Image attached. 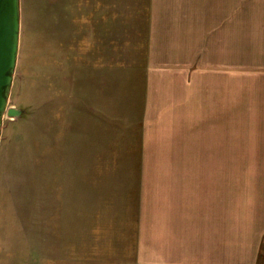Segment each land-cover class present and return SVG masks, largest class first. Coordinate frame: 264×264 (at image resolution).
I'll list each match as a JSON object with an SVG mask.
<instances>
[{
	"label": "rangeland",
	"instance_id": "obj_1",
	"mask_svg": "<svg viewBox=\"0 0 264 264\" xmlns=\"http://www.w3.org/2000/svg\"><path fill=\"white\" fill-rule=\"evenodd\" d=\"M105 18L109 72L99 73L109 74V120L119 126H109V193L97 189L101 174L89 166L97 140L92 132L99 137L104 128L89 125L96 112L87 80L88 51L96 44L91 30L104 29ZM143 74L149 98L156 88L152 97L167 88L182 92L186 79L188 110H175L174 103L176 120L162 132L170 139H147L139 152L132 130L120 138L140 120ZM122 93L130 96L115 108L111 95L120 100ZM8 107L25 113L5 116L2 124L0 264H171L178 243L170 215L146 207L143 223L138 207L130 211L140 176L151 186L156 175L177 172L203 185L224 184L232 249L226 264H264V0H20ZM168 111H149L146 121L157 123ZM146 125L149 138L157 124ZM142 159L143 167L132 166ZM170 159L188 166H158ZM255 227L263 230L254 235L260 237L257 255L236 242ZM196 228L189 243L200 246Z\"/></svg>",
	"mask_w": 264,
	"mask_h": 264
},
{
	"label": "crops",
	"instance_id": "obj_2",
	"mask_svg": "<svg viewBox=\"0 0 264 264\" xmlns=\"http://www.w3.org/2000/svg\"><path fill=\"white\" fill-rule=\"evenodd\" d=\"M91 32V35H94L92 39L96 40V44L90 48V51H88V53L93 54V58L91 60L92 63L90 64L92 67H89L92 72L90 74V78L87 80L88 88L91 90L93 95L92 98H94L93 100L95 103V106H92V108L96 113H93L95 118L91 117L89 119V125L91 122L92 126L98 124V127L104 128V132H101L99 137H97L98 134L96 132H92V135H95L97 140L95 143H92L89 149L92 152L91 156H93L89 166L92 167L95 172L101 174L100 177L95 178L97 189L101 190V192L109 193V126L116 129L119 126L116 124V122L109 120V92L112 93L109 91V74L99 73L100 71L109 72V23L107 18H105L104 29L95 26ZM101 58L105 59V63L101 62ZM142 70L144 71L145 68L143 67ZM138 72H140V69L137 70V74ZM138 84V87L141 88V91H139V94L136 98L139 104L138 114L141 121L139 120L138 122H131L126 129L128 130L127 134L124 135L123 139L120 138V140H123L124 142V138L128 136L130 130H132V134L129 135L132 138L130 141L133 142L134 145L139 146L137 151L145 152L148 140L156 143H165L166 140L170 139V132L167 134H162V132L166 131L170 127L171 122L176 120V118L171 117V112L174 111V103L178 104L176 106L180 107L175 108V110H182V113H187V92L189 90V84L187 80L184 79L183 84L181 83L182 92H176L173 90V92H176V94H174L176 96L171 94L167 88L161 90V93L157 97H152V92L155 93L157 88L151 89V98L147 96L149 95L150 91H148V93L146 92V85L149 87V89L150 86L147 84L144 74L142 75V79H140ZM160 88H166V86ZM122 95L123 96L119 98L120 100H115V96L111 95L112 102L115 103V108L116 106L121 108L123 105L121 100L124 99L127 102L126 99L130 96L129 94L124 93H122ZM146 96L149 100H147ZM100 105H105V107ZM160 106H162V108ZM100 108L106 109L104 113L102 112L103 115L97 112L99 110L103 111ZM148 110L151 111V114H155L156 112L159 113L161 111L167 112L169 110V117L167 116L168 118H166L165 116L157 123V120L153 121V123H150V121H146V117L150 115ZM123 119L126 121L125 118ZM146 122L150 126H155V124H157L156 132L151 134L149 138L146 136V132H144V126H147ZM185 123L187 125V121ZM177 124L179 126L174 127V129H179L181 126V123ZM137 127H141L142 130L136 131L135 129ZM123 130V132H126L125 129ZM175 136L176 138L178 137V135ZM116 150L119 151V148ZM137 151L134 152L136 153ZM173 151L179 152V149L174 148ZM134 154L131 155L132 158L134 157ZM123 160L129 159L127 158ZM139 161L137 162V165L132 164V166L136 167L140 165L143 167L144 159ZM133 162H135V160ZM84 166L85 165H81V167ZM158 166L176 168L187 167L188 165L182 160L170 159ZM177 173L178 175L170 174L160 177L156 175L155 181H152L153 185L151 186L147 184L146 176H140L135 186L134 193L136 194V197H134L131 203L133 209L130 212L135 213L134 209H137L138 207L137 214L144 217L147 207V209H152L156 215L158 213L170 215L171 229H176L174 232L176 233V239L178 243V247L176 248L178 251V257L177 259L171 260L168 263L226 264L225 256L229 253L228 251L231 249V247L230 243H227L230 241V238L228 236L229 232L226 229L225 223L224 184L219 181H207V184L203 185L205 182H197L195 177L192 175H184L180 172ZM147 189L151 190L147 191ZM142 222L145 223V217L143 218ZM194 225L197 228H200L202 233V236L200 237V246H194V244L191 245L189 243L190 240L195 238ZM144 230L145 227H141L140 229L138 226V231H141L142 233ZM262 231V229L261 231H258V228L255 227L250 237L246 235V237L243 239L241 236L240 241L236 242L241 244L242 250H245L246 252L247 249H250V247L253 248L255 250V255H257V246L259 243V238L263 234ZM255 234H258L260 237L258 235L254 236ZM253 238H256L257 241L255 240L252 242ZM142 240L143 236L140 237V242H142ZM169 243L172 244V238H170ZM169 247L171 251H175L172 245ZM236 247L239 249L238 245H236ZM240 249L236 253L238 256H240L241 253ZM230 251H232V249ZM206 256L208 260H205ZM181 258L183 259L181 260ZM200 258H202L201 262H199Z\"/></svg>",
	"mask_w": 264,
	"mask_h": 264
},
{
	"label": "water",
	"instance_id": "obj_3",
	"mask_svg": "<svg viewBox=\"0 0 264 264\" xmlns=\"http://www.w3.org/2000/svg\"><path fill=\"white\" fill-rule=\"evenodd\" d=\"M20 38V0H0V137L4 117L20 118L25 109L8 107Z\"/></svg>",
	"mask_w": 264,
	"mask_h": 264
}]
</instances>
